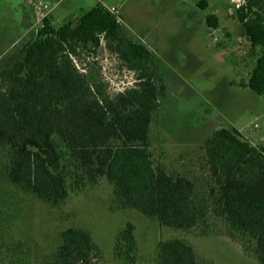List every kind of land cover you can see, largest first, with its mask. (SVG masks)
<instances>
[{
    "label": "trees",
    "instance_id": "trees-1",
    "mask_svg": "<svg viewBox=\"0 0 264 264\" xmlns=\"http://www.w3.org/2000/svg\"><path fill=\"white\" fill-rule=\"evenodd\" d=\"M235 16L249 44L260 50L246 87L264 96V0H240ZM205 8V3H199ZM205 24L217 29L218 18ZM19 60L0 70V152L9 183L51 206L105 180L118 209L135 210L161 226L208 234L220 222L264 264V148L234 128L204 142L205 177L165 172L149 151L153 114L164 90L154 55L131 41L118 17L96 6L55 29L47 19ZM133 74V84L109 92L107 83L78 65L101 47ZM241 243V244H242ZM115 256L134 264V227L115 239ZM91 234L60 233L50 264H101ZM159 264H202L194 248L174 238L157 245Z\"/></svg>",
    "mask_w": 264,
    "mask_h": 264
},
{
    "label": "rangeland",
    "instance_id": "rangeland-1",
    "mask_svg": "<svg viewBox=\"0 0 264 264\" xmlns=\"http://www.w3.org/2000/svg\"><path fill=\"white\" fill-rule=\"evenodd\" d=\"M31 2L46 5L48 11L37 12ZM201 2L205 8L199 6ZM237 5L238 0H63L60 4L0 0V53L29 26L30 19L35 27L28 39L7 57H22L23 45L39 29L36 21L41 17L49 18L57 29L96 6L116 8L127 37L154 55L164 87L149 132L154 165L168 174L201 180L206 175L204 142L215 130L234 128L250 144L264 148V96L246 87L260 50H249L235 16ZM209 15L218 17L217 29L206 26ZM7 57L0 60V70L9 64ZM77 63L88 76L107 83L111 93L133 84V74L103 46L96 53L81 54ZM3 168L0 152V264H50L60 233L68 228L91 234L101 264H125L116 258L114 248L127 223L134 227V264H159L158 243L174 238L189 243L202 264H258L252 250L230 236L220 222H213L208 234L161 226L135 210L116 208L112 188L104 179L70 193L62 205L51 206L9 183Z\"/></svg>",
    "mask_w": 264,
    "mask_h": 264
},
{
    "label": "crops",
    "instance_id": "crops-1",
    "mask_svg": "<svg viewBox=\"0 0 264 264\" xmlns=\"http://www.w3.org/2000/svg\"><path fill=\"white\" fill-rule=\"evenodd\" d=\"M61 1H63V0H57V3H61ZM28 4V6H29V3H27ZM30 7V6H29ZM216 16V15H215ZM217 17V16H216ZM79 18V17H78ZM78 18H75L76 20L78 19ZM218 18V17H217ZM29 20V19H28ZM48 21H49V18L47 19ZM219 20V19H218ZM49 23H50V21H49ZM26 24V23H25ZM27 24H28V22H27ZM51 24V23H50ZM52 26V25H51ZM35 26H34V22L32 21L31 22V19L29 20V26L28 27H26V28H23V30L22 31H20L19 33L20 34H18L16 37H15V39L11 42V44L9 45V47L4 51V52H2V53H0V60H2L3 58H5V56L7 57V56H9V51H12L16 46H17V44L20 42V41H25V40H27L28 39V37H29V35L31 34V29L33 30V28H34ZM32 38H33V36H32ZM32 38L30 39V41L32 40ZM26 43H28V42H26ZM24 44L23 45V49H22V52H21V55L20 56H22L23 55V51H24V48L26 47V45L27 44ZM20 53V52H19ZM8 54V55H7ZM6 61L9 63L7 66H9L10 64H12L14 61H16V60H14V56H13V58H10V57H7V59H6Z\"/></svg>",
    "mask_w": 264,
    "mask_h": 264
},
{
    "label": "built area",
    "instance_id": "built-area-1",
    "mask_svg": "<svg viewBox=\"0 0 264 264\" xmlns=\"http://www.w3.org/2000/svg\"><path fill=\"white\" fill-rule=\"evenodd\" d=\"M100 1V0H99ZM239 2H240V0H238ZM240 4H241V2H240ZM30 6L31 7H33L37 12H39V13H43V12H46V11H48V7L46 6V5H41L40 3H38V4H34V3H30ZM240 5H237L236 7L238 8ZM104 7V6H103ZM109 13H111L112 15H114V16H116L117 14H119V12H118V10L116 9V8H110V9H108V8H106V7H104ZM43 17H41V19H38L37 21H36V26H37V24H39V28H42L43 27Z\"/></svg>",
    "mask_w": 264,
    "mask_h": 264
}]
</instances>
